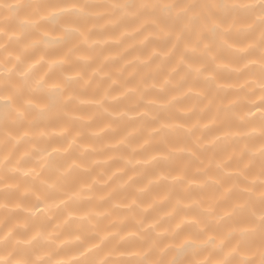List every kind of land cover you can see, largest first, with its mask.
Segmentation results:
<instances>
[{
    "label": "clouds",
    "instance_id": "obj_1",
    "mask_svg": "<svg viewBox=\"0 0 264 264\" xmlns=\"http://www.w3.org/2000/svg\"><path fill=\"white\" fill-rule=\"evenodd\" d=\"M0 264H264V0H0Z\"/></svg>",
    "mask_w": 264,
    "mask_h": 264
}]
</instances>
